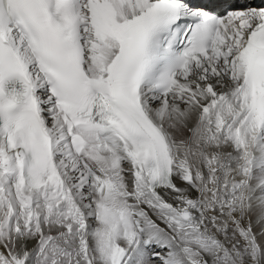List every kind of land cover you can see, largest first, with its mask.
<instances>
[{
  "label": "snow or ice",
  "instance_id": "snow-or-ice-1",
  "mask_svg": "<svg viewBox=\"0 0 264 264\" xmlns=\"http://www.w3.org/2000/svg\"><path fill=\"white\" fill-rule=\"evenodd\" d=\"M0 264H264V0H0Z\"/></svg>",
  "mask_w": 264,
  "mask_h": 264
},
{
  "label": "bare ground",
  "instance_id": "bare-ground-1",
  "mask_svg": "<svg viewBox=\"0 0 264 264\" xmlns=\"http://www.w3.org/2000/svg\"><path fill=\"white\" fill-rule=\"evenodd\" d=\"M259 1H260V0H251L252 3H256V4H259ZM231 4L233 5V4H235V3H231ZM257 230H258V229L255 228V226H254V231H257Z\"/></svg>",
  "mask_w": 264,
  "mask_h": 264
}]
</instances>
